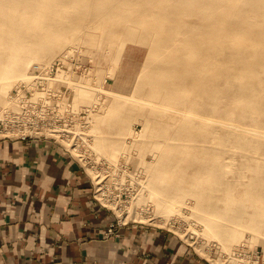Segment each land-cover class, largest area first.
Here are the masks:
<instances>
[{
  "label": "rangeland",
  "instance_id": "374dc122",
  "mask_svg": "<svg viewBox=\"0 0 264 264\" xmlns=\"http://www.w3.org/2000/svg\"><path fill=\"white\" fill-rule=\"evenodd\" d=\"M127 1L0 0V62L24 60L0 110L46 65L41 83L85 108L74 160L92 195L104 178L113 223L166 229L208 264H264V0Z\"/></svg>",
  "mask_w": 264,
  "mask_h": 264
},
{
  "label": "crops",
  "instance_id": "0c3cea01",
  "mask_svg": "<svg viewBox=\"0 0 264 264\" xmlns=\"http://www.w3.org/2000/svg\"><path fill=\"white\" fill-rule=\"evenodd\" d=\"M112 221L56 141L0 139V264H208L166 229Z\"/></svg>",
  "mask_w": 264,
  "mask_h": 264
},
{
  "label": "built area",
  "instance_id": "2783aa9c",
  "mask_svg": "<svg viewBox=\"0 0 264 264\" xmlns=\"http://www.w3.org/2000/svg\"><path fill=\"white\" fill-rule=\"evenodd\" d=\"M43 67L39 63H35L33 68L39 70V73L31 74L34 80H38L42 90L38 88L33 90L30 85L18 84L14 88L16 93L10 96L17 109L11 114L6 109L0 110V127L1 125L8 126L3 129L7 131L0 135V139H28L33 138L32 136L40 137L39 135L30 134L31 132H49L64 142L61 145L70 157L79 160L82 155L84 156L79 146L88 145L91 139V135L84 136L81 133L88 126L85 108L77 110L71 105L63 106L61 104L62 97L56 91L41 83L44 78V75H42ZM68 128H73L74 131H66ZM41 136L47 137L46 135ZM64 144L69 145L70 148H67ZM72 153L78 157H74ZM95 178L96 183L99 185L96 186L93 196L97 199V195L100 199L102 195L100 189L103 191L104 178L99 177L98 174L95 175ZM118 224H120L118 220L112 222L108 228L109 231L113 230V227Z\"/></svg>",
  "mask_w": 264,
  "mask_h": 264
},
{
  "label": "bare ground",
  "instance_id": "6f19581e",
  "mask_svg": "<svg viewBox=\"0 0 264 264\" xmlns=\"http://www.w3.org/2000/svg\"><path fill=\"white\" fill-rule=\"evenodd\" d=\"M126 1V0H125ZM18 2L19 3H21L22 2V0H18ZM127 2H130V0H128ZM30 7V8H29ZM29 7H27V6H25V8H24V10L25 11H31V10H33V11H35V13H40V8H39V2H36V1H34V5H31V6H29ZM42 12V11H41ZM50 12H52V11H50ZM114 13V12H113ZM116 13V12H115ZM50 14V13H49ZM49 14L48 15H46V16H49ZM40 15V14H39ZM115 15V14H114ZM43 16H44V14H43ZM220 15L219 14H217L215 11H211V17H214V18H216V19H221L220 17H219ZM3 19V18H2ZM2 19H1V21H2ZM5 20H7L6 18H5ZM46 36V35H45ZM56 51V49H53V48H50V47H40V48H37V49H30V51L29 52H35V53H37V54H42V55H50V54H53L54 52ZM6 53V52H5ZM7 55V54H6ZM11 62V61H10ZM28 62V61H27ZM14 63H15V65H11L10 66V63H1L0 62V85H1V89H0V93L1 94H3L4 92H5V88H4V86H6L9 82H10V80L12 79V78H15L16 76H17V74H15V72L17 71L16 69H17V67L16 66H18V65H22L23 63H24V60L23 59H16L15 61H14ZM12 66H13V68H12ZM22 67V66H21ZM20 67V68H21ZM48 67L45 65L42 69H43V71H45L46 69H47ZM19 70V69H18ZM42 71V72H43ZM60 71H62V70H60V68H58V72H60ZM31 77H32V75L31 74H29ZM18 76H20V75H18ZM18 76L16 77V78H18ZM252 82V86H253V89L256 91L257 90V88L259 87V83L258 82H256V81H251ZM256 95V94H255ZM58 130H62V129H58ZM66 130V129H65ZM66 131H74V129L73 128H68ZM82 134L84 133L83 131L81 132ZM63 134H65V133H63Z\"/></svg>",
  "mask_w": 264,
  "mask_h": 264
}]
</instances>
